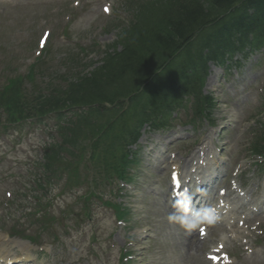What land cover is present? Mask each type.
I'll return each instance as SVG.
<instances>
[{
    "label": "rangeland",
    "instance_id": "374dc122",
    "mask_svg": "<svg viewBox=\"0 0 264 264\" xmlns=\"http://www.w3.org/2000/svg\"><path fill=\"white\" fill-rule=\"evenodd\" d=\"M134 1L0 0V84L12 78L29 77L30 70L36 82L58 83L62 76L84 72L91 62L99 63L102 51L128 26ZM257 58L260 55L247 61L237 76L236 69L224 74L222 68L211 66L205 90L217 101L214 126L205 122L197 131L186 125L143 132L140 164L135 168L134 182L124 190L127 197L120 201L130 208V225L146 221L150 236L128 223L123 227L117 225L108 213L106 217L101 213L98 223L85 219L81 210L78 213L76 207L67 206L78 201L75 197L80 191L59 186L53 194L64 189V196L51 197L53 205L48 211L53 217L47 223L52 235L44 237L42 247L21 238L13 240L6 236L1 225L0 247L5 252L13 250L12 255L27 256L30 264H231L225 255L232 264H264V218L257 230V225L251 224L246 232L242 228L248 222L241 225L235 222L234 229L241 226L239 240L229 237L225 224L209 227L204 240L195 232L191 235L199 249L187 251L188 234L171 219L166 195L172 185L171 174L177 167L180 171L184 168V159L198 154L199 148L193 146L197 139L203 141L211 134V143L210 140L206 143L218 149L213 134L219 135L220 142H226V151L221 154L230 159L231 166L239 158L236 166L244 163L246 144L257 136L260 122H264L261 114L264 101L260 95L264 62L259 66L252 64ZM34 83L31 81L29 86ZM216 128L218 133H214ZM42 129L38 124H25L10 129L0 139V214L12 202L14 191L32 192L31 169L36 167L38 153L47 138ZM29 202L27 199L21 203ZM114 227L117 232L112 236ZM257 240L262 241L261 246ZM137 244L145 249H139ZM217 245L222 248L216 252ZM135 249L141 258L134 260L130 250ZM126 251L130 254H125ZM214 252L220 254L219 262L208 258Z\"/></svg>",
    "mask_w": 264,
    "mask_h": 264
},
{
    "label": "trees",
    "instance_id": "16d2710c",
    "mask_svg": "<svg viewBox=\"0 0 264 264\" xmlns=\"http://www.w3.org/2000/svg\"><path fill=\"white\" fill-rule=\"evenodd\" d=\"M261 3L264 0H141L135 4V19L88 73L63 77L62 86H46L30 97L16 85L1 91L0 109L9 120L68 111L60 114V121H65L60 143L44 153L38 186L76 173L78 184L86 180L96 190L103 179L98 172L125 177L127 146L137 140L138 126L188 103L197 117L203 116L213 102L202 90L206 63L213 56L212 49L211 55L204 54L212 42L208 35L216 32L225 40L228 29L237 27L249 7ZM130 96L125 105L121 100ZM74 106L88 109L74 112L70 109ZM86 143H92V149L83 175L69 169L77 161L70 165L67 156L86 151Z\"/></svg>",
    "mask_w": 264,
    "mask_h": 264
},
{
    "label": "bare ground",
    "instance_id": "6f19581e",
    "mask_svg": "<svg viewBox=\"0 0 264 264\" xmlns=\"http://www.w3.org/2000/svg\"><path fill=\"white\" fill-rule=\"evenodd\" d=\"M263 14H264V12H263ZM174 211H176V209L174 208ZM192 240V238L190 237V239L188 240L189 242ZM186 243V242H185ZM188 248H189V251L193 248V241H191L190 243H189V245H188ZM194 248H195V250H198V246L197 245H195L194 246Z\"/></svg>",
    "mask_w": 264,
    "mask_h": 264
}]
</instances>
